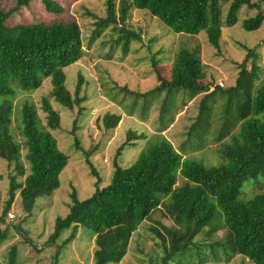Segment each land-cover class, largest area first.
Masks as SVG:
<instances>
[{"label": "rangeland", "instance_id": "obj_1", "mask_svg": "<svg viewBox=\"0 0 264 264\" xmlns=\"http://www.w3.org/2000/svg\"><path fill=\"white\" fill-rule=\"evenodd\" d=\"M53 1L63 6L64 12L49 13L42 0H29L28 5L9 15L6 24L12 26L72 18L79 22L83 56L63 70L66 88L73 96L81 79V101L72 108L55 102L48 95L52 88L50 78H45L41 86L33 91L17 89L14 96L0 95V104L3 101L12 104L11 131L17 140H21L19 126L23 103H33L41 122L45 124L41 102L43 97L48 96L52 107L60 115L59 127L51 133L57 139L60 150L68 155V163L59 176V187L38 197L30 212L22 209L20 197L15 194L8 210L14 218L7 214L3 222L0 220V228H8V235L0 246V261L3 264L9 261L12 245L17 247L15 264H93L95 244L90 228L80 225L75 238L66 244L63 242L70 233L69 229L63 230L55 242L48 240L56 219L67 214L74 198L83 200L90 197L96 185L102 187L110 183L115 164L122 167L130 165L163 137L179 151L183 150L185 158L208 167L219 165L223 158L217 152L220 143L214 140L222 124L236 115V96L232 93L234 102L231 103V110L228 108L231 93L228 89L235 84L238 63L245 57L246 48H253L257 53L260 71L255 87L264 79V21L255 30L248 31L242 27L243 19L255 15L256 9L241 7L237 21L226 25L224 20L229 2H221V35L219 47L215 48L207 41L205 30L198 34L176 33L147 9L131 7L129 0H116L117 22L108 27L97 24L99 19L106 18L105 0ZM254 1L260 4L264 13V0ZM0 3L4 11H9L16 0H0ZM133 32L137 35L132 36ZM181 50L184 52L179 53ZM192 50L198 52L197 56L203 64L204 82L209 85V90L214 89L206 102L211 110L208 118H201L198 113L199 102L204 95L190 99L188 89H180L179 92L164 90L156 98L136 97L137 93H143L157 84L158 73L169 80L170 68L176 58L181 54L184 57L187 51L192 53ZM247 65L249 67L250 63ZM132 111L133 115L130 114ZM118 114L123 116L122 120L116 127L107 128L106 118ZM142 116L147 119L143 120ZM260 118L263 119V116ZM237 131L238 127L231 128V133ZM131 133L145 134L146 137L129 140ZM229 141L227 136L221 143ZM200 143L205 144L193 151L192 148ZM12 170L0 158V216L11 197L9 184ZM182 183L184 178L178 174L177 184ZM263 186L264 176L250 178L242 184L239 198L249 200L260 193ZM216 206L211 221L200 225L186 218L175 220L172 200L163 196L161 205L133 232L127 253L118 264H253L243 255L232 253L230 237L227 230L220 226L222 214ZM169 231L188 234L193 247L164 260L169 247ZM215 255H218L216 261L213 260Z\"/></svg>", "mask_w": 264, "mask_h": 264}, {"label": "trees", "instance_id": "obj_2", "mask_svg": "<svg viewBox=\"0 0 264 264\" xmlns=\"http://www.w3.org/2000/svg\"><path fill=\"white\" fill-rule=\"evenodd\" d=\"M221 2H229L226 25L237 21L243 6L257 11L243 19L245 30L258 29L264 21L260 4L254 0H129L131 7L147 9L176 33L198 34L205 30L207 41L215 48L219 47L221 35ZM28 3L29 0H16L9 11H4L0 3V95L14 96L17 89L33 91L45 78H50V98L72 108L81 101L82 82L78 80L73 96L66 88L63 69L83 56L81 26L74 18L7 25L9 15ZM42 3L49 13L64 12V7L53 0H42ZM105 5L106 18L97 21L99 27L117 22V1L105 0ZM246 51L238 63L235 84L228 89L231 92L228 108L233 110L232 93H235L236 115L222 124L214 140L220 143L217 152L223 158L222 163L208 167L187 159L183 150L179 151L163 137L130 165L115 164L110 183L102 187L96 185L90 197L74 198L67 214L56 219L48 240L55 242L63 230L69 229L63 242L69 243L75 238L78 227L86 226L94 234L93 264H118L127 253L139 223L161 205L163 196H169L175 220L186 218L200 225L211 221L218 205L222 214L220 226L227 230L232 253L243 255L253 264H264V186L249 200L239 198L246 180L264 176V79L255 87L260 71L257 53L253 48H246ZM182 52L184 50L179 53ZM186 53L174 61L169 80L159 76L156 87L137 93L136 97L156 98L164 90L188 89L190 99L204 95L198 113L201 118H208L211 110L206 102L214 89L209 90V85L204 82L205 73L198 52ZM41 109L45 113V124L33 103H23L19 126L21 140H17L11 131L12 104L9 101L0 104V158L13 168L9 184L11 197L4 206L1 222L16 193L22 209L30 212L38 197L57 189L59 176L68 163V155L60 150L51 133L59 127L60 115L48 96L42 98ZM119 120V115H109L106 127H116ZM232 127H238V131L231 133ZM227 136L230 141L221 143ZM142 137L145 135L131 133L128 139ZM204 144L200 143L192 150L196 151ZM178 174L184 178V183L179 185ZM7 235L8 228H0V246ZM168 235L169 247L164 260L192 249L193 242L188 234L169 231ZM16 254L17 247L12 245L7 264H15ZM217 258L215 255L213 260ZM0 264L3 263L0 261Z\"/></svg>", "mask_w": 264, "mask_h": 264}, {"label": "crops", "instance_id": "obj_3", "mask_svg": "<svg viewBox=\"0 0 264 264\" xmlns=\"http://www.w3.org/2000/svg\"><path fill=\"white\" fill-rule=\"evenodd\" d=\"M159 76H161V77H163V78H165V79L167 78V76H162L160 73H158V76H157V78H156V82H157V84H156L154 87H156V86L159 84V81H158V77H159ZM154 87H152V88H154ZM152 88H151V89H152ZM151 89H149V90H151ZM147 91H148V90H147ZM145 92H146V91H145ZM143 93H144V92H143ZM195 97H196V96H195ZM195 97H193V98H195ZM130 114L133 115L134 112L132 111ZM118 115L120 116V114H118ZM122 118H123V116L120 117L121 120H122ZM142 118H143V120H146V119H147V117H144V116H142ZM163 131H164V130H162V132H163ZM164 134H165V133H164ZM144 135H145V134H144ZM145 137H146V135H145ZM145 137H144V138H145ZM147 218H148V217H147ZM147 218H146V219H147ZM78 228H79V227H78Z\"/></svg>", "mask_w": 264, "mask_h": 264}, {"label": "built area", "instance_id": "obj_4", "mask_svg": "<svg viewBox=\"0 0 264 264\" xmlns=\"http://www.w3.org/2000/svg\"><path fill=\"white\" fill-rule=\"evenodd\" d=\"M219 84L221 85L222 83H221V82H219ZM8 216H9L10 218H14V214H13V213H11V212H8Z\"/></svg>", "mask_w": 264, "mask_h": 264}]
</instances>
